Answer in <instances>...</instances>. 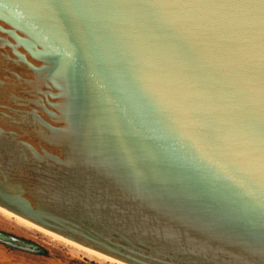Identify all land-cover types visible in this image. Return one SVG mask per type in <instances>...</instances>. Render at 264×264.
I'll return each mask as SVG.
<instances>
[{
  "label": "water",
  "instance_id": "95a60500",
  "mask_svg": "<svg viewBox=\"0 0 264 264\" xmlns=\"http://www.w3.org/2000/svg\"><path fill=\"white\" fill-rule=\"evenodd\" d=\"M110 2L0 0V206L126 264H264V0L201 13L196 75L184 13Z\"/></svg>",
  "mask_w": 264,
  "mask_h": 264
},
{
  "label": "snow or ice",
  "instance_id": "6c2138e0",
  "mask_svg": "<svg viewBox=\"0 0 264 264\" xmlns=\"http://www.w3.org/2000/svg\"><path fill=\"white\" fill-rule=\"evenodd\" d=\"M60 6L63 7V5ZM98 6L113 8L123 6L140 7L148 10L171 8L184 13L185 16L181 17V20L189 25L188 30L191 32V38L181 37L175 32H169L168 39L175 54L180 57L183 63L190 69L191 75H196L203 72L206 68V65L202 62L200 49L201 46L209 42V36L207 32L204 31V29L207 28V25L204 24L206 17L202 16L201 13L206 10L223 8L229 5L220 3L218 0H142V2L139 3L127 4L121 3L119 0H113V2ZM199 136L209 145L221 147L216 129L211 124L201 129L199 131ZM189 139H192L191 148L194 149L195 152H199L200 148L197 140L192 137H189Z\"/></svg>",
  "mask_w": 264,
  "mask_h": 264
},
{
  "label": "rangeland",
  "instance_id": "374dc122",
  "mask_svg": "<svg viewBox=\"0 0 264 264\" xmlns=\"http://www.w3.org/2000/svg\"><path fill=\"white\" fill-rule=\"evenodd\" d=\"M11 217V218H10ZM0 233L9 239L16 237L19 244L30 245L44 252L38 253L10 246L0 241V264H116L93 256L68 241L54 237L19 222L16 216L0 211ZM73 245V246H72ZM119 264V263H118Z\"/></svg>",
  "mask_w": 264,
  "mask_h": 264
},
{
  "label": "bare ground",
  "instance_id": "6f19581e",
  "mask_svg": "<svg viewBox=\"0 0 264 264\" xmlns=\"http://www.w3.org/2000/svg\"><path fill=\"white\" fill-rule=\"evenodd\" d=\"M0 211H2V212H4L5 214H7V215H9V216H16V218H17V220L19 221V222H21L22 224H24L25 226H27V227H30V228H33V229H36V230H39V231H41V232H43V233H46V234H48V235H50V236H52V237H54V239H61L62 241H68V243L70 242V243H72L73 245H74V247H80V250L81 249H83L85 252H87V253H89V254H91V255H93V256H97V257H99V258H102V260L103 259H105V260H108V261H115V262H117L116 264H126V263H124V262H121V261H118V260H116V259H114V258H112V257H110V256H108V255H105V254H103V253H100V252H98V251H96V250H94V249H91V248H88V247H85V246H82V245H80L79 243H76V242H74V241H71V240H69V239H67V238H65V237H63V236H60V235H58V234H56V233H54V232H52V231H49V230H47V229H45V228H43V227H41V226H39V225H36L35 223H33V222H31V221H29V220H26V219H24V218H22V217H20V216H18V215H16V214H14V213H12L11 211H9V210H7V209H5V208H3V207H1L0 206ZM11 218V217H10ZM72 245V246H73Z\"/></svg>",
  "mask_w": 264,
  "mask_h": 264
},
{
  "label": "trees",
  "instance_id": "16d2710c",
  "mask_svg": "<svg viewBox=\"0 0 264 264\" xmlns=\"http://www.w3.org/2000/svg\"><path fill=\"white\" fill-rule=\"evenodd\" d=\"M42 252H44V251H43V250H41V249H39V250H38V253H42Z\"/></svg>",
  "mask_w": 264,
  "mask_h": 264
}]
</instances>
